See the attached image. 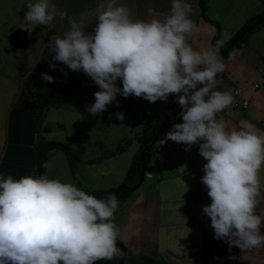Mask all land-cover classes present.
I'll list each match as a JSON object with an SVG mask.
<instances>
[{
    "label": "clouds",
    "instance_id": "clouds-1",
    "mask_svg": "<svg viewBox=\"0 0 264 264\" xmlns=\"http://www.w3.org/2000/svg\"><path fill=\"white\" fill-rule=\"evenodd\" d=\"M26 8L20 28L29 32L52 25L57 16L68 18L70 27L55 39L51 57L99 87L94 102L86 105L92 115L107 111L118 95L155 103L175 94L182 123L165 133L166 140L184 144L185 150L198 145L206 161L200 182L211 203L202 211L210 218L213 238L229 250L264 249V215L257 213L264 200V131L249 121L227 130L217 119L235 97L217 90L226 67L219 53L222 41L206 49L188 42L200 32L190 0H171L168 12L150 20L135 18L120 0H101L91 32L54 0H27ZM41 79L57 81L48 73ZM115 116L125 119L121 112ZM118 207L115 195L97 197L47 174L17 179L0 172V264H97L119 257Z\"/></svg>",
    "mask_w": 264,
    "mask_h": 264
},
{
    "label": "crops",
    "instance_id": "crops-1",
    "mask_svg": "<svg viewBox=\"0 0 264 264\" xmlns=\"http://www.w3.org/2000/svg\"><path fill=\"white\" fill-rule=\"evenodd\" d=\"M120 2L131 9L135 18L148 20L158 18L155 15L157 13L168 12L171 6V0H120ZM190 2L196 9L192 19L199 26L200 32L189 38L188 42L195 49H206L213 38L214 27L201 18L199 0ZM26 3L27 0H0V68L3 56V60L6 58L9 60L12 69L8 79L18 87L19 92L8 109L9 123L2 135L4 142L0 154V172L11 174L17 179L25 175H35L36 100L28 94L24 86L26 78L30 79L29 90L37 92L42 100L44 107L42 134L46 139L53 140L50 133L44 129L47 110L55 108L62 111L70 101L74 102L71 106V115L82 119L81 127L84 126L83 133L79 136H83L86 131L89 136L78 167L80 165L91 167L90 164L99 160L106 152L113 151V148L106 147L101 141L114 134L116 139L126 140L125 144H129L124 152L133 147L131 162L139 149L136 138L143 129V114L165 113L175 94H170L166 102L155 103L134 95L127 98L118 95L117 100L108 106L107 111L100 115H92L86 110V105L94 102V93L99 87L82 71H72L51 57L55 39L63 37L70 27L68 18L61 19L57 16L50 26L39 25L33 32L23 30L20 27L24 23ZM54 3L60 10L66 11L68 17L83 21L86 31L91 32L95 28L97 9L101 0H54ZM263 11L262 0H208L206 5L207 16L221 27L219 41H222V44L230 40L249 18ZM263 61L264 25L257 27L256 31L224 60L225 71L220 74L223 83L217 90L233 93L238 87L242 90L239 99L248 100L250 104L247 110L230 107L218 114L217 119L225 123L227 130L239 129L241 122L249 121L257 129L264 131V74L258 75ZM49 62L56 64L57 69H50ZM59 68H63L67 76ZM42 73H48L57 78V81L54 83L43 81ZM254 84H258L259 87L255 89ZM118 86L122 87V84L118 82ZM117 112L123 113L125 117L123 122L116 118ZM180 112L172 118L170 128L175 123H182ZM27 119L32 122L31 135H28L24 127ZM93 120L94 124L89 125ZM95 139L100 141L102 146L95 151L96 153L94 152L93 157H90L88 155ZM74 145L73 142L72 146ZM116 148L117 146L114 150ZM53 153L54 150L49 152L48 159ZM205 163L199 154L198 145H193L186 152H172L165 156L152 155L141 186L119 202L114 216V223L119 229L118 242L126 247L128 253L159 256L166 264H201L210 248L229 247L223 240L213 238L214 231L210 227V218L202 211L204 205L211 203L208 190L200 182L204 175L202 169ZM48 169L47 167L46 174L49 176ZM64 171V176L69 182L76 181L70 166H65ZM59 172L54 170L50 176L61 179L62 171ZM260 176L264 181V169L261 170ZM80 187L89 192L114 188L100 189L82 185ZM257 213L264 215V200L258 205ZM213 260V264H264V249L245 253L219 251L213 254Z\"/></svg>",
    "mask_w": 264,
    "mask_h": 264
},
{
    "label": "trees",
    "instance_id": "trees-1",
    "mask_svg": "<svg viewBox=\"0 0 264 264\" xmlns=\"http://www.w3.org/2000/svg\"><path fill=\"white\" fill-rule=\"evenodd\" d=\"M208 0H199V7H200V15L201 18L204 20L205 23L211 25L214 27V35L211 40V43L208 48L215 47L217 45V42L220 40L221 36V27L220 25L210 19L206 14V5ZM264 4V0H262ZM264 25V11L256 16H253L249 18L244 26H242L235 35L228 41L224 42L220 49L219 53L220 56L223 58V60L227 59L232 55L234 52V49H236L240 43H242L245 39H247L251 34H253L257 27ZM249 29V30H248ZM248 30V31H247ZM30 84V79L26 78L24 81V86L26 90L28 91V94L36 100V114H35V132H36V145H35V176L46 174V167L44 165L47 164V156L49 152L58 149L63 152V154L66 156L67 161L69 163L70 169L73 171L77 166L81 163V158L83 154L85 153V146L89 141V136L87 131L84 133L83 136H77L74 138V147L72 146V143L70 141L68 142H58L53 140H48L44 137L42 134V122L44 118V107L42 104V100L37 92L30 91L28 86ZM180 106L178 103H176L175 98H172L170 100V105L167 109V111L161 115L153 114L150 112H145L143 114V120L144 125L142 132L136 138V141L139 143V149L134 154L130 165L126 171V174L124 176V179L122 183L115 188H111L108 190H101V191H95V192H88L89 194L95 195L97 197H106L109 194L115 195L116 191L120 187H128L133 188L137 185L140 173H141V167H142V160H141V153L142 151L147 148L152 140L157 135L159 129L161 128L164 120L168 117L167 124L163 127L162 131L159 134V139L167 132L170 128V123L172 121V118L179 112L181 109L177 111H173L176 107ZM94 120L89 123V125H93ZM126 147L119 146L115 150H111L104 155L108 154H114V153H120L121 151H124ZM154 152V146L149 148L144 155V161H145V167L147 168L148 163L150 161V158L152 157ZM131 192L126 189H121L117 193V199L118 202L125 200ZM230 252V253H240L242 250L238 247H232L231 250H229V247L226 248H219V247H213L210 248L207 252V255L203 258V261L201 264H213V254L215 252ZM121 256L113 258L110 261L104 260V261H98L97 264H118L121 260ZM125 264H166V262L161 259L159 256H146V255H133L131 253H128L127 259Z\"/></svg>",
    "mask_w": 264,
    "mask_h": 264
},
{
    "label": "rangeland",
    "instance_id": "rangeland-1",
    "mask_svg": "<svg viewBox=\"0 0 264 264\" xmlns=\"http://www.w3.org/2000/svg\"><path fill=\"white\" fill-rule=\"evenodd\" d=\"M1 57V62L3 63L1 66L2 68H0V154L2 153L4 142V140L2 139V135L9 123L8 109L11 102L16 99L18 92V87H15V85L8 79L9 73L12 72L11 65H9V60L7 58L3 60V56ZM29 98L31 101H33L31 97ZM73 103L74 102L70 101L69 104L64 109H62V111H58L55 108H50L47 110V119L44 129L50 133L49 135H51L53 140L58 142L70 141L71 143H73L74 138L79 136L80 133H83L84 126L81 127L83 123L82 119H80L79 117H72L71 115V106L74 105ZM28 119L26 120L24 127H26L28 135H31L32 122L31 120L28 121ZM115 135L116 134L108 137L107 139H103L101 142H104V145L106 147L110 149L113 148V150L116 146L126 147L127 145H129L125 144L126 140L120 141V139H116ZM97 139L94 140V144L90 149V153L88 155L90 157H93L96 153L95 151L97 149H100V147L102 146L100 145L101 142ZM118 142L120 143L118 144ZM134 144L136 143L134 142ZM108 148H106L107 151ZM132 152L133 147L129 148L127 152L121 151L120 153L103 155L101 156V158H99V160L91 163V167H89V165H80L79 167L77 166V168L73 170L76 179L73 184L77 185L78 187L82 185V187H100V189L118 187L117 185L122 183L126 171L129 167ZM56 156L59 157L56 158ZM48 165L50 178H52L50 175L54 172V170H58L60 171L59 173H61L62 171V175L60 174V178L65 182H69L67 177L64 176L65 166L69 165L62 151L55 149L52 157L48 159Z\"/></svg>",
    "mask_w": 264,
    "mask_h": 264
},
{
    "label": "built area",
    "instance_id": "built-area-1",
    "mask_svg": "<svg viewBox=\"0 0 264 264\" xmlns=\"http://www.w3.org/2000/svg\"><path fill=\"white\" fill-rule=\"evenodd\" d=\"M264 74V61L262 62V66L258 70V75L261 76ZM253 87L257 89L259 87L258 84H254ZM233 95L235 97L234 103L231 108H241L243 110H247L250 106L249 101L245 99H239L242 95V90L240 88H236L233 91ZM186 146L182 143L178 144L171 140H166V135L164 134L160 139L156 141L154 144V155L165 156L172 152H186ZM163 159V158H162Z\"/></svg>",
    "mask_w": 264,
    "mask_h": 264
},
{
    "label": "water",
    "instance_id": "water-1",
    "mask_svg": "<svg viewBox=\"0 0 264 264\" xmlns=\"http://www.w3.org/2000/svg\"><path fill=\"white\" fill-rule=\"evenodd\" d=\"M248 30H249V29H248ZM248 30H247V31H248ZM179 109H181L180 106L176 107L173 111H177V110H179ZM167 122H168V117L164 120V122H163L161 128L159 129L157 135H156L155 138L152 140V142L150 143V145H149L147 148H145V149L142 151V153H141L142 167H141L140 178H139V181H138L137 185H136L135 187H133V188L120 187V188L117 189V191H116V193H115V196H117V193H118L121 189H126V190H129L130 192H134V191H136V190L141 186V184H142V182H143V179H144V175H145V169H146V167H145V161H144V155H145V152H146L149 148H151V147L154 146V144L156 143V141H157L158 138H159V134H160V132L162 131L163 127L167 124ZM118 246H120V247H121V250H122V257H121V260H120V262H119L118 264H125L126 259H127V255H128V251H127L126 247H125L123 244L119 243V242H118Z\"/></svg>",
    "mask_w": 264,
    "mask_h": 264
}]
</instances>
